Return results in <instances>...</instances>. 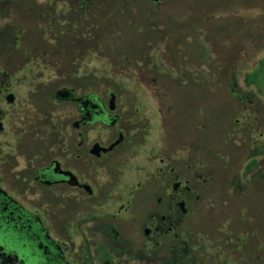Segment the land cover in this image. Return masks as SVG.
Returning a JSON list of instances; mask_svg holds the SVG:
<instances>
[{
	"label": "flooded vegetation",
	"instance_id": "obj_1",
	"mask_svg": "<svg viewBox=\"0 0 264 264\" xmlns=\"http://www.w3.org/2000/svg\"><path fill=\"white\" fill-rule=\"evenodd\" d=\"M67 1L82 14L93 0ZM69 58L68 72L49 68L63 78H33L51 83L38 113L43 132L33 137L36 118L27 110L37 107L14 86L25 89V62L0 64V264H264L260 230L232 226L219 209L227 197L212 189L215 156L209 164L198 157L191 137L169 150L162 109L156 117L139 110L125 87L99 84L97 62ZM138 71L134 82L156 84ZM256 106L259 114L245 119L250 127L264 122ZM231 127L232 138L248 129ZM249 164L241 174L226 169L237 193L264 181V174L248 173ZM199 210L218 222L211 232L196 227Z\"/></svg>",
	"mask_w": 264,
	"mask_h": 264
},
{
	"label": "rangeland",
	"instance_id": "obj_2",
	"mask_svg": "<svg viewBox=\"0 0 264 264\" xmlns=\"http://www.w3.org/2000/svg\"><path fill=\"white\" fill-rule=\"evenodd\" d=\"M75 7L67 0H0V64L25 62V89L14 86L37 107L27 110L36 118L31 137L43 132L38 113L46 110L51 88L33 78L53 76V64L68 72L69 56L82 55L83 62H97L100 85L125 87L131 103L153 117L162 109L169 150L178 138L196 140L197 156L213 163L212 189L227 197L219 209L232 226L247 222L264 235V181L237 193L225 176L229 167L241 174L246 163L249 174H264V122L250 127L245 120L256 115L257 102L264 111V0H93L82 14L71 12ZM135 70L156 84H137ZM161 82L165 90L150 94ZM230 122L248 129L232 138ZM196 215L201 231L217 227L214 215Z\"/></svg>",
	"mask_w": 264,
	"mask_h": 264
}]
</instances>
